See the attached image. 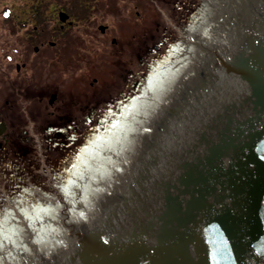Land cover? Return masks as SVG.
Here are the masks:
<instances>
[{"label":"water","instance_id":"1","mask_svg":"<svg viewBox=\"0 0 264 264\" xmlns=\"http://www.w3.org/2000/svg\"><path fill=\"white\" fill-rule=\"evenodd\" d=\"M234 16L113 190L38 264H264V0Z\"/></svg>","mask_w":264,"mask_h":264},{"label":"flooded vegetation","instance_id":"2","mask_svg":"<svg viewBox=\"0 0 264 264\" xmlns=\"http://www.w3.org/2000/svg\"><path fill=\"white\" fill-rule=\"evenodd\" d=\"M67 14L64 22L9 27L24 29L23 39L0 37V248L14 234L7 224L22 223L29 213L37 218L56 182L94 149L91 142L101 139L112 116L133 111L142 87L136 66L147 68L168 42L158 27H144L136 40L130 27L78 25ZM36 255L35 264L42 254Z\"/></svg>","mask_w":264,"mask_h":264},{"label":"rangeland","instance_id":"3","mask_svg":"<svg viewBox=\"0 0 264 264\" xmlns=\"http://www.w3.org/2000/svg\"><path fill=\"white\" fill-rule=\"evenodd\" d=\"M233 2L0 0V37L4 35L12 39L16 35L23 39L20 34L24 29L9 27L53 24L58 17L51 15L50 10L60 8L73 14L78 25L96 27L106 24L112 31L130 27L136 32V40L144 27L151 32L158 27L159 33L164 30L168 37L166 45L151 59L152 63L147 68L136 66V78L142 87L136 93L137 102L133 111L112 116L101 139L91 142L94 149H88L83 158L76 159L77 164H72L63 173L60 183L56 182L51 201L44 203L39 211L36 210L37 218L29 213L22 223L7 224L14 234L8 235L6 244L3 243L0 248V264H35L36 253L46 256L69 242V225L81 223L111 191L113 179L123 173L138 149L140 136L148 131L170 95L178 90L193 66L202 59L206 47L216 39ZM33 4L36 5L34 10L39 12L35 15L26 12ZM138 48L137 41L136 55ZM150 56L147 55L145 62ZM73 183H81L82 188L76 189Z\"/></svg>","mask_w":264,"mask_h":264},{"label":"trees","instance_id":"4","mask_svg":"<svg viewBox=\"0 0 264 264\" xmlns=\"http://www.w3.org/2000/svg\"><path fill=\"white\" fill-rule=\"evenodd\" d=\"M35 7H36V5L33 4L32 7L29 10H27L26 12H29L30 11V12H32L33 15L37 14V11L34 10Z\"/></svg>","mask_w":264,"mask_h":264}]
</instances>
